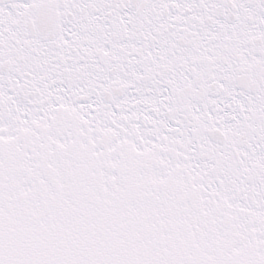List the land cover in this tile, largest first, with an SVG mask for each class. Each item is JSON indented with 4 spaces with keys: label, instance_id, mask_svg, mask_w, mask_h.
<instances>
[{
    "label": "snow or ice",
    "instance_id": "snow-or-ice-1",
    "mask_svg": "<svg viewBox=\"0 0 264 264\" xmlns=\"http://www.w3.org/2000/svg\"><path fill=\"white\" fill-rule=\"evenodd\" d=\"M0 264H264V0H0Z\"/></svg>",
    "mask_w": 264,
    "mask_h": 264
}]
</instances>
